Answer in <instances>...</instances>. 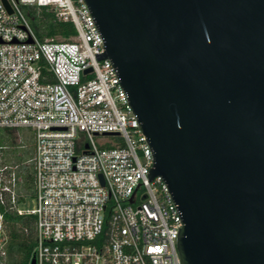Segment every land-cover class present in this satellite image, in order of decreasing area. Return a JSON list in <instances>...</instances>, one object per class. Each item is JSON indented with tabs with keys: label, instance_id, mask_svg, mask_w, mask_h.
I'll list each match as a JSON object with an SVG mask.
<instances>
[{
	"label": "built area",
	"instance_id": "built-area-1",
	"mask_svg": "<svg viewBox=\"0 0 264 264\" xmlns=\"http://www.w3.org/2000/svg\"><path fill=\"white\" fill-rule=\"evenodd\" d=\"M25 7L76 35L39 40ZM105 49L85 0H0V135L33 131L36 197L34 209L21 207L22 165L0 145V264H9L8 215L35 218L36 264H182V214L166 182L151 179L153 149L118 69L99 59ZM100 136L126 147L99 148Z\"/></svg>",
	"mask_w": 264,
	"mask_h": 264
},
{
	"label": "water",
	"instance_id": "water-1",
	"mask_svg": "<svg viewBox=\"0 0 264 264\" xmlns=\"http://www.w3.org/2000/svg\"><path fill=\"white\" fill-rule=\"evenodd\" d=\"M85 1L182 214V264H264V0Z\"/></svg>",
	"mask_w": 264,
	"mask_h": 264
},
{
	"label": "trees",
	"instance_id": "trees-1",
	"mask_svg": "<svg viewBox=\"0 0 264 264\" xmlns=\"http://www.w3.org/2000/svg\"><path fill=\"white\" fill-rule=\"evenodd\" d=\"M25 9L28 10L26 13L28 20L38 23V30L36 29L37 31L34 32L39 40L59 39L66 41L76 35V30L72 23L57 21L54 14L46 9L26 7L24 11ZM13 134L14 132H10L6 136L1 134L0 145L5 146L6 140H9ZM11 162L10 160L8 161L9 164L20 165L14 164L12 160ZM20 176L22 177V191H25L26 197L31 196L34 193L33 170L22 165ZM6 221L10 237L8 244L9 264H30L36 247L35 218L33 216L8 215Z\"/></svg>",
	"mask_w": 264,
	"mask_h": 264
},
{
	"label": "rangeland",
	"instance_id": "rangeland-1",
	"mask_svg": "<svg viewBox=\"0 0 264 264\" xmlns=\"http://www.w3.org/2000/svg\"><path fill=\"white\" fill-rule=\"evenodd\" d=\"M26 8V7H25ZM27 9H25V13H27ZM29 24L32 27L33 31L38 30V23L32 22L29 19ZM37 29V30H36ZM10 132H14L13 135H11L10 139L6 140V147H8L7 151V162L11 160L14 162V164H22L25 165V167H29L33 170V167L31 163H29V160L33 156V149H34V140H33V131L29 129H19V130H8V131H3L2 135L6 136L10 134ZM97 146L99 148H125L126 147V142L124 139L119 138V137H109V136H100L96 137L95 139ZM23 193L25 191L23 190ZM35 192L31 195L28 196L25 203L22 204L23 209H34L36 206V201H35Z\"/></svg>",
	"mask_w": 264,
	"mask_h": 264
}]
</instances>
